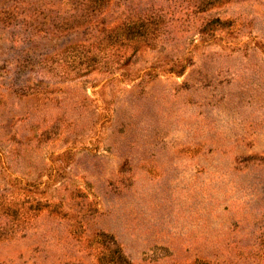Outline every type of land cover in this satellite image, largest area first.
Masks as SVG:
<instances>
[{"label":"rangeland","instance_id":"obj_1","mask_svg":"<svg viewBox=\"0 0 264 264\" xmlns=\"http://www.w3.org/2000/svg\"><path fill=\"white\" fill-rule=\"evenodd\" d=\"M0 264H264V0H0Z\"/></svg>","mask_w":264,"mask_h":264}]
</instances>
